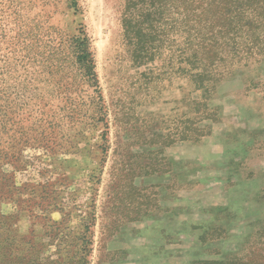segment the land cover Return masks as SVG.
Here are the masks:
<instances>
[{
	"label": "rangeland",
	"instance_id": "1",
	"mask_svg": "<svg viewBox=\"0 0 264 264\" xmlns=\"http://www.w3.org/2000/svg\"><path fill=\"white\" fill-rule=\"evenodd\" d=\"M229 17L197 34L180 0H0V264L264 255V0Z\"/></svg>",
	"mask_w": 264,
	"mask_h": 264
},
{
	"label": "trees",
	"instance_id": "2",
	"mask_svg": "<svg viewBox=\"0 0 264 264\" xmlns=\"http://www.w3.org/2000/svg\"><path fill=\"white\" fill-rule=\"evenodd\" d=\"M182 1L183 9L187 11V15L191 17L193 21L192 27L190 29L192 32L199 34L202 23L208 22L211 25H215L217 21L221 18L224 19L223 21L226 22V27L229 26L224 33V35H228L230 32V24L232 19L229 17L231 13V4H233L234 0H224V5L227 6V9H222L221 1L220 0H180ZM74 4V3H73ZM74 6V5H73ZM234 9V5L232 6ZM231 39V37H229ZM75 47L78 49L77 55V62L79 66L83 69L84 73H89L90 76L94 79V73L92 71L93 68V61L90 55V43H89V36L85 32H81L80 35L75 36L74 38ZM200 46V45H199ZM204 43L201 45V49H204ZM209 54V59H214L217 53V49L208 48L206 50ZM252 138V145L249 144L248 147L253 150H261L264 151V139L257 140L258 134H255L254 131L249 132ZM245 140L242 141V146L244 145ZM256 145V146H255ZM255 146V147H254ZM247 147V144H246ZM89 242V240H87ZM226 264V263H225ZM245 264H264V255L253 258L250 260V263Z\"/></svg>",
	"mask_w": 264,
	"mask_h": 264
},
{
	"label": "crops",
	"instance_id": "3",
	"mask_svg": "<svg viewBox=\"0 0 264 264\" xmlns=\"http://www.w3.org/2000/svg\"><path fill=\"white\" fill-rule=\"evenodd\" d=\"M252 110H253V113H254V109H252ZM254 115H255L254 118L260 120L259 122H262L263 125H261L259 127H249L248 132L254 131L255 134H258L257 140H259V139L263 140L264 139V112L257 113V114L255 112ZM245 130H247V129H245Z\"/></svg>",
	"mask_w": 264,
	"mask_h": 264
}]
</instances>
